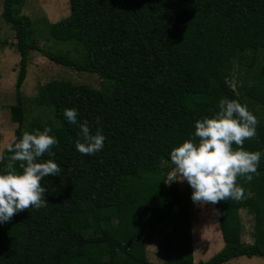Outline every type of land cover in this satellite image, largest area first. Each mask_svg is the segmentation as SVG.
Wrapping results in <instances>:
<instances>
[{
  "label": "trees",
  "instance_id": "obj_1",
  "mask_svg": "<svg viewBox=\"0 0 264 264\" xmlns=\"http://www.w3.org/2000/svg\"><path fill=\"white\" fill-rule=\"evenodd\" d=\"M68 2L69 16L48 25V31L54 40L80 46V58L41 48L32 21L22 13L25 0H3L1 17L14 33L19 55L16 104L10 108L17 126L10 145L25 131L50 127L59 145L52 148L54 158L45 153L41 162L54 159L61 172L41 181L47 207L29 208L0 223V264H156L146 247L149 231L158 225L169 228L159 240L162 264L264 258V156L250 183L238 178L243 198L212 204L223 247L199 262L192 252L191 193L167 184L163 168L172 163V149L194 136L196 121L212 118L225 97L247 105L257 117V134L245 140L244 149L264 153V123L252 110L264 107V0ZM252 35L256 48L240 51L236 43H247ZM33 52L97 75L104 89L52 80L34 99L45 110L26 125L21 88ZM244 62L254 71L241 79ZM67 108L77 109L78 121L88 120L93 133L103 129L101 151L76 150L80 127L63 115ZM8 148L0 174L13 154ZM20 163L15 167L22 173ZM241 210L253 217L252 243L241 239Z\"/></svg>",
  "mask_w": 264,
  "mask_h": 264
},
{
  "label": "clouds",
  "instance_id": "obj_2",
  "mask_svg": "<svg viewBox=\"0 0 264 264\" xmlns=\"http://www.w3.org/2000/svg\"><path fill=\"white\" fill-rule=\"evenodd\" d=\"M63 115L70 124H79L80 138L75 144L78 152L95 155L103 149L106 140L103 129L97 128L93 133L88 120L78 121L75 108L65 109ZM99 123L100 117H96V124ZM258 123L247 105L222 98L219 111L212 118L197 120L194 136L172 149L170 160L175 168L169 173L167 183L187 181L193 189L192 201L201 205L240 200L245 189L238 178L244 177L245 183H250L259 174L264 156L260 151L244 149L245 140L255 138ZM51 132L50 127L34 133L25 131L22 139L9 146L8 151L13 154L0 174V223L10 222L17 213L29 208L48 206L47 190L41 181L48 176H60L61 172V166L54 159L41 162L45 153L55 157L52 148L58 147L59 141ZM16 162H21L22 173L17 172Z\"/></svg>",
  "mask_w": 264,
  "mask_h": 264
},
{
  "label": "rangeland",
  "instance_id": "obj_3",
  "mask_svg": "<svg viewBox=\"0 0 264 264\" xmlns=\"http://www.w3.org/2000/svg\"><path fill=\"white\" fill-rule=\"evenodd\" d=\"M3 0H0V157L9 147L14 139L16 123L10 118V108L16 104L14 83L17 76L19 55L15 49L14 33L2 17ZM22 13L30 18L35 31L36 43L45 50L56 53L69 54L73 58L82 56V49L73 42H61L50 38L48 25L56 23L70 14L68 0H25ZM257 37L252 35L247 43L237 42L236 46L240 51L255 49ZM247 62L241 65L240 78L245 74L251 75L254 68H249ZM63 80L72 84H83L91 88L104 89V83L97 75L88 72H76L69 67L57 65L42 57L38 52L30 54V63L27 69L26 79L22 85V93L27 99L26 103V125L33 117L42 115L43 107H38L34 102L39 92V87L52 81ZM232 88L236 87L234 80L230 81ZM213 108L209 114L212 115ZM252 110L264 123V107L257 105ZM1 162V159H0ZM165 181L168 182L169 173L175 168L172 163H164ZM179 179V176H177ZM167 184H174L180 190L189 189L191 196L193 189L187 181H175ZM193 215L191 217L192 252L196 262L206 261L216 254L223 247V240L220 234L216 210L212 204H197L192 201ZM243 224L241 239L245 243H252L250 237L252 231L253 217L244 210L240 211ZM169 231L168 227L158 225L153 227L148 234L147 258L156 263L162 264V251L159 246L161 233ZM200 257L198 256L199 254ZM194 261V262H195ZM230 264H264L261 257H239L229 261Z\"/></svg>",
  "mask_w": 264,
  "mask_h": 264
},
{
  "label": "crops",
  "instance_id": "obj_4",
  "mask_svg": "<svg viewBox=\"0 0 264 264\" xmlns=\"http://www.w3.org/2000/svg\"><path fill=\"white\" fill-rule=\"evenodd\" d=\"M199 254V253H198ZM199 257L201 256L200 254L198 255ZM194 261H195V259H194ZM196 262V261H195Z\"/></svg>",
  "mask_w": 264,
  "mask_h": 264
}]
</instances>
